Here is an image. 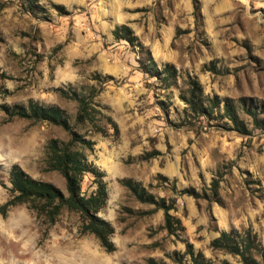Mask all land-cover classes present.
Wrapping results in <instances>:
<instances>
[{"label": "rangeland", "instance_id": "374dc122", "mask_svg": "<svg viewBox=\"0 0 264 264\" xmlns=\"http://www.w3.org/2000/svg\"><path fill=\"white\" fill-rule=\"evenodd\" d=\"M192 2L0 0V103L55 104L71 122L75 102L56 87L84 91L93 83L100 85L94 103L117 125L116 132L109 127L106 135L93 133V148L86 150L104 172L106 198L97 213L112 225L115 248L106 252L93 234L80 233L75 211L62 208L45 228L19 203L0 214V264H145L149 255L171 262L166 254L182 251L183 242L160 227L161 208L142 212L152 204L138 201L122 177L155 196L175 197L169 212L183 225L178 236L211 259L241 264L207 245L220 228L249 227L264 241V130L242 110V102L256 105L264 118V0H198L200 26ZM119 23L131 27L158 66H175L176 85L161 86L140 69L145 53L111 33ZM93 72L113 79L98 84ZM187 74L196 76L204 94L229 97L249 133L222 127L217 118L178 124L184 106L178 87ZM50 136L67 134L58 125L0 109V203L9 196L12 163L64 191L62 176L41 168ZM217 173L213 196L209 185ZM80 185L85 194L93 189L90 172Z\"/></svg>", "mask_w": 264, "mask_h": 264}, {"label": "trees", "instance_id": "16d2710c", "mask_svg": "<svg viewBox=\"0 0 264 264\" xmlns=\"http://www.w3.org/2000/svg\"><path fill=\"white\" fill-rule=\"evenodd\" d=\"M55 6L60 7V5ZM192 6L194 23L200 26L202 15L198 0H193ZM111 33L114 38H123L128 44L136 46L139 52L145 53L144 58L139 60L142 71L155 76L161 86L176 85L175 66L169 62H163L161 66H158L148 48L142 44L128 24H115ZM90 78L98 84L100 81L113 79L108 73L100 75L98 72H93ZM56 90L60 96L75 102L71 122L58 105L43 104L32 99H28L25 104L0 103V109L7 116L46 121L60 126L66 132L67 137L64 139L57 136L48 137L40 158L42 169L56 170L62 176L64 191L52 181L35 178L18 164L12 163L8 171L9 196L0 203V214L5 215L7 208L11 205L23 203L33 211L35 218L44 223L46 228L55 221L62 208L75 211L79 220L78 231L93 234L103 250L110 252L115 248L110 237L113 227L106 218L97 213L104 205L106 198L104 172L87 159L86 150L90 151L93 148L94 139L91 137L93 133L106 135L109 133V127L116 132L117 125L94 103L93 97L100 90V85L96 87L93 83H89L84 91L61 87H56ZM178 97L184 103L183 117L178 124L191 126L195 120L201 118H217L221 120L222 127L232 128L241 134H247L250 131L247 122L237 113L232 100L229 97H218L216 94H204L199 80L194 75L187 74L182 78V86L178 87ZM219 102L222 104L221 107ZM242 104V110L249 116L252 126L264 130V118L259 115L257 106L246 105L244 102ZM155 152L157 151L153 149L142 156L146 158ZM85 172L91 173L95 184L87 194L82 192L80 185ZM219 176L220 173H217L210 180L209 189L213 196L217 192ZM120 182L138 201L152 204L151 209L142 212L161 208L160 227L183 242L182 251L172 249L166 254L171 262L157 260L149 255L145 258V264H233L225 257L211 259L205 256L200 249H194L192 242L186 237L178 236L177 233L183 229V225L178 216L169 212V209L174 208L175 197L166 200L163 196H155L145 186L130 178L122 177ZM179 191L197 194L190 188H182ZM207 245L213 251L236 256L241 264H264V241L262 242L249 227L227 230L220 228L217 234L208 240Z\"/></svg>", "mask_w": 264, "mask_h": 264}]
</instances>
